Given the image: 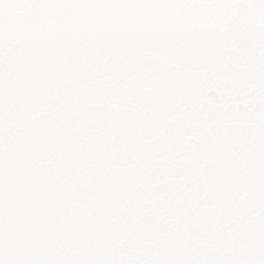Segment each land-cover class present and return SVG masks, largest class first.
<instances>
[{"label":"snow or ice","instance_id":"obj_1","mask_svg":"<svg viewBox=\"0 0 264 264\" xmlns=\"http://www.w3.org/2000/svg\"><path fill=\"white\" fill-rule=\"evenodd\" d=\"M0 264H264V0H0Z\"/></svg>","mask_w":264,"mask_h":264}]
</instances>
